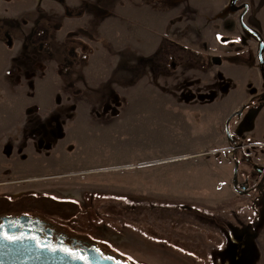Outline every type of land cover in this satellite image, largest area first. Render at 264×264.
I'll list each match as a JSON object with an SVG mask.
<instances>
[{
	"label": "rangeland",
	"instance_id": "obj_1",
	"mask_svg": "<svg viewBox=\"0 0 264 264\" xmlns=\"http://www.w3.org/2000/svg\"><path fill=\"white\" fill-rule=\"evenodd\" d=\"M230 2L0 0V200L130 264H264V51Z\"/></svg>",
	"mask_w": 264,
	"mask_h": 264
},
{
	"label": "water",
	"instance_id": "obj_2",
	"mask_svg": "<svg viewBox=\"0 0 264 264\" xmlns=\"http://www.w3.org/2000/svg\"><path fill=\"white\" fill-rule=\"evenodd\" d=\"M237 1L239 0H231L229 6L230 10L238 11L239 9L243 8V12L239 16V25L246 33H249L256 39L258 43L257 59L259 65L262 67L264 43L258 33L249 28L243 21V17L248 10L247 4L235 6V3ZM213 61L220 62V58L214 57ZM241 113L242 109L234 111L227 117L225 121L224 130L228 140L232 139L229 130V122L234 116H239L241 115ZM237 168L238 165L237 163H235L232 178L233 189L238 193H244V187H241L239 189L237 186ZM10 219L14 218L8 216L2 217V222L5 223ZM16 219L19 221H27L29 217L26 215H21L14 220ZM4 229V232L6 234H9L11 232L7 228ZM83 254L86 255L88 264H121L120 261H116L114 258H102L100 253L94 248L85 250ZM0 264H84V261L82 259L71 257L70 255L60 251L59 249H57V251H51L47 247H45V244H36L35 240L31 238H20L16 243H7L3 240H0Z\"/></svg>",
	"mask_w": 264,
	"mask_h": 264
},
{
	"label": "flooded vegetation",
	"instance_id": "obj_3",
	"mask_svg": "<svg viewBox=\"0 0 264 264\" xmlns=\"http://www.w3.org/2000/svg\"><path fill=\"white\" fill-rule=\"evenodd\" d=\"M242 12H243V8H242L241 13ZM3 34H4V36L7 37V33L4 32ZM0 37L2 38V15L0 16ZM8 39H9V37H8ZM242 114L243 113H241V115ZM241 115H239V116H241ZM234 117H236V116H234ZM230 122H229V124H230ZM239 130L240 129L235 131L236 134H239ZM231 140H233V138ZM248 147H257V145H252L250 143L248 145ZM237 149H239L238 145H234L233 151L236 152ZM245 161L248 162V159H245ZM235 163H238V162L235 161L234 164ZM243 169L245 170V172H238V173H239V175H241V177H244L242 179L243 181H241V183H239V184H240V188L244 187V193H245L250 189L247 186L248 182H249L248 181V179H249L248 175L250 173V169L247 167H243ZM251 170L255 171L259 175L258 185L260 186V188H264V170L262 171L256 167H253V166H251ZM1 202H2V200H0V203ZM5 215H6V213L5 214L0 213V226H3V227H0V231L4 232L5 231L4 228H7L8 230L11 231L8 234L10 236H16L19 239L20 238H31V239L35 240L36 244H42V243L45 244V247H47L48 249H50V248L59 249L60 251H62L64 253H65V251H63L62 249H67V250H70L71 252L76 253L79 256L85 257V258H86V255L83 254L85 252V250H90V249L94 248L96 251H98L100 253L101 257L104 259L110 257V258H114L116 261H120L121 264H124V263L130 264L127 261L120 260L118 257L114 256L113 254L103 252L102 250L98 249L96 244H94V243L88 241L86 238L82 237V236H86V234L84 235L83 233L74 231L72 229L70 230L69 233L57 230L51 222L44 221V220H41L40 218H38L36 216H33V215L30 216L27 213H21V212H9V214H7V215H8V217H11L14 219L21 216V215H26L29 217V219L27 221H19L17 219L16 220L10 219V220L6 221L5 223H3L2 217H6ZM70 256L76 258L73 255H70Z\"/></svg>",
	"mask_w": 264,
	"mask_h": 264
},
{
	"label": "crops",
	"instance_id": "obj_4",
	"mask_svg": "<svg viewBox=\"0 0 264 264\" xmlns=\"http://www.w3.org/2000/svg\"><path fill=\"white\" fill-rule=\"evenodd\" d=\"M230 76V75H229ZM232 106L228 108L230 111H232ZM235 108V107H234ZM227 119V118H226ZM255 132L258 137L264 136V106L260 110V113L256 115L254 118V125ZM241 214V213H240ZM238 215V214H237ZM254 216V214H253ZM246 221V218H244ZM228 234L226 235L225 241H226V247H228L230 244H234V242H246L247 236L246 234L241 233L242 231L236 230V229H228ZM233 232V233H232Z\"/></svg>",
	"mask_w": 264,
	"mask_h": 264
},
{
	"label": "snow or ice",
	"instance_id": "obj_5",
	"mask_svg": "<svg viewBox=\"0 0 264 264\" xmlns=\"http://www.w3.org/2000/svg\"><path fill=\"white\" fill-rule=\"evenodd\" d=\"M0 227H2V226H0ZM0 240H3L5 242H7V243H16V242H18L19 238L16 237V236H10V235L0 231ZM49 250L57 251V249H54V248H50ZM62 250L65 251V253L68 254V255H73V256H75L78 259H82L84 261V264H88L87 258L81 257L78 254L73 253V252H71L70 250H67V249H62ZM109 259H110V257H109Z\"/></svg>",
	"mask_w": 264,
	"mask_h": 264
},
{
	"label": "trees",
	"instance_id": "obj_6",
	"mask_svg": "<svg viewBox=\"0 0 264 264\" xmlns=\"http://www.w3.org/2000/svg\"><path fill=\"white\" fill-rule=\"evenodd\" d=\"M9 202H13V201H10V200H2V209L3 210H7L8 208H10L9 207V205L8 204H10ZM77 204V203H76ZM77 206V205H76ZM11 210H8L9 212H12V208H10ZM17 212H19V210L17 211ZM255 216H257V213H256V211H255Z\"/></svg>",
	"mask_w": 264,
	"mask_h": 264
}]
</instances>
